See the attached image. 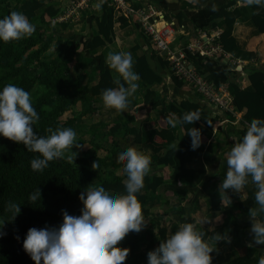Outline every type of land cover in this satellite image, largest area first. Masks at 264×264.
Listing matches in <instances>:
<instances>
[{
    "label": "trees",
    "instance_id": "trees-1",
    "mask_svg": "<svg viewBox=\"0 0 264 264\" xmlns=\"http://www.w3.org/2000/svg\"><path fill=\"white\" fill-rule=\"evenodd\" d=\"M235 0H230L216 14L215 18L223 17L228 29L221 34V42L227 52H231L236 47V39L233 35V27L241 17L242 11L239 8L230 10L235 4ZM44 6L39 0H0V18L9 15L12 11L23 12L33 25L40 21L41 25L35 26L32 36L5 43L0 41V90L8 84L13 83L31 93L33 106L37 110L40 120L33 126L34 132L39 135H49L48 129L53 130L62 127H70L75 130L77 117L68 115V112L82 100L86 95H101L104 89L115 88L114 77L111 69L105 63L102 54L92 56L90 62H85L80 58L69 59L70 50L64 51L63 45L55 48L54 54L50 53L58 33L54 29L47 28L46 22L58 16L59 9L54 5H48L38 14L37 11ZM254 22L261 33H264V7L254 5ZM123 22L126 19L121 17ZM45 24V25H44ZM139 25V24H138ZM98 28L101 35L111 42L115 37V15L108 13L104 7L101 19H98ZM101 35L94 36L87 43V51L95 50L105 44ZM67 40L66 37H61ZM76 39L77 37L74 36ZM137 46V45H136ZM129 46L132 50L137 47ZM188 58L194 62L196 59H206L196 53H188ZM167 66L169 62H164ZM170 66V64H169ZM136 72L150 84L160 82L161 77L153 72L148 64L146 57H141L134 64ZM84 68L90 69L86 83L80 82V73ZM195 69L205 78L214 81L206 76L200 68ZM150 70V72H149ZM152 73V74H151ZM172 73V71H171ZM152 77H151V75ZM99 78L96 84L92 82ZM250 81L254 87L253 91L242 89L237 80L230 82V90L233 95L235 112L244 121L251 123L253 118H264V68L260 66L251 71ZM121 81L123 82L122 78ZM178 85L181 82L176 78ZM217 83V82H216ZM220 83V82H218ZM155 92H148L146 104L151 102L156 108L158 104L153 103L151 97H155ZM171 110L181 118L184 113L199 110L201 119L195 123L184 125L181 129L184 134L181 138L186 141L177 146L169 147L167 134L169 129L166 122L162 121V130L156 131L152 139L144 141L142 133L135 130V141L144 147L150 148L153 152L160 155L155 165L162 166L163 176H147L145 184L153 191H157L169 178L176 191L171 190L167 193L170 197L169 204L172 208L178 207L181 203L180 198L189 193L188 187L184 185H194L204 182L207 172L205 170L188 169L185 167V160L189 156H203L205 152L200 149L192 150L191 137L187 135L190 128L201 129L202 141H206L207 127L202 123L204 112L207 106L196 98H187L181 103H173ZM120 123L111 126L110 134L113 138L118 136L126 137L127 132L121 133ZM247 129L239 132V141L242 140ZM238 141V142H239ZM80 148L73 149L77 153L73 162L66 159L52 161L43 172H36L31 169L30 162L39 154L27 150L23 143L14 142L0 135V219L5 220L0 231V264H35L28 253L23 248V241L30 228H58L63 223V212L69 215L79 216L82 214V201L80 194L92 184H103L114 190L124 192V181L127 178L119 174L124 171V161L119 160V153L124 149L119 140L114 141L111 155L109 157H99L97 152L101 149L97 143H93L94 150L78 154L86 144L83 136H77ZM171 144V143H170ZM164 151L162 154L161 152ZM207 151H213L208 147ZM68 153H66L67 155ZM97 162L99 167L93 168V163ZM116 175L109 179L108 175ZM37 188L41 191V199L36 203L28 202L29 194ZM177 192L178 196L174 197ZM222 197L224 204L222 203ZM138 198L144 206L146 229L140 232H130L123 241L121 247L129 248V255L124 264H148V253L159 247L161 242L169 235V229L165 223L166 215L163 211L160 216L153 215L147 207L148 197L139 195ZM9 201L20 204L21 212L14 220H11V213L6 212L5 208ZM210 212L222 211L223 206L231 204L244 212L249 213V209L255 206L252 199L245 201L230 202L225 193H218L211 197ZM175 216V213L171 211ZM219 219L218 222H221ZM190 222H195L192 219ZM177 230V229H176ZM175 231V230H174ZM244 235V230L236 224L235 229L230 233V238L234 239ZM263 252L258 253L254 247L248 248L246 255L236 257L228 262H216L214 264H257ZM43 264V260L41 261Z\"/></svg>",
    "mask_w": 264,
    "mask_h": 264
},
{
    "label": "crops",
    "instance_id": "crops-1",
    "mask_svg": "<svg viewBox=\"0 0 264 264\" xmlns=\"http://www.w3.org/2000/svg\"><path fill=\"white\" fill-rule=\"evenodd\" d=\"M44 3V6L37 11L41 14L48 5H54L59 9L57 17L50 22H46V27L54 29L58 33L55 39L58 45H63L64 51L70 50L69 59L74 58L85 62H90L92 56L102 54L106 60L109 52H130L133 57L134 64L141 57H146L148 64L157 76L161 77L160 82L150 84L139 75V86L132 97L126 110L116 111L115 109L105 108L102 96L91 94L86 95L68 112V115L77 117L75 131L77 136H83L86 144L89 145L88 151L94 150L93 143H97L101 149L97 152L99 157H109L114 141L119 140L121 145L126 148L129 146H137L151 156V172L148 176L153 180V176H163L164 170L162 166L155 165L159 154L153 152L150 148L144 147L141 143L135 141V130L142 133L144 141L152 139L156 131L162 130V121L166 122L169 129L167 134L169 147L178 146L183 141L181 138L184 130L177 126L171 128L167 123V117L174 115L179 119V116L171 110L173 103H181L187 98L199 99L194 91L189 89L184 84L178 85L176 77L171 73V67L164 63L166 58L160 54L151 39L142 31L134 18H127L121 15L108 0H105L101 9H97L95 4L97 0L90 3L89 8L84 9L75 18L66 21H57L58 17L67 12L73 0H39ZM136 8L148 6L155 12H162L167 20H170L176 26L178 32L172 42V48L180 49L189 41L199 36L200 30L219 29L224 32L228 26L223 17L215 18L220 9L230 0H129ZM235 4L229 8L234 10L241 9L242 15L237 20L233 27V35L236 39V47L231 52H227V59L211 58L196 59L195 66L200 68L206 76L211 77L218 84L227 83L237 80L242 89L253 91L254 87L250 81L249 75L252 70L262 66L264 68V33H261L254 22V5H249L247 0H235ZM15 4V0H12ZM104 7L108 13L115 15V37L111 42L107 41L106 37L101 35L98 28V19L102 18ZM124 17L126 20L121 21ZM36 25H41L40 21ZM34 25V26H36ZM101 35L105 44L99 46L95 50L87 51V43L94 36ZM74 36L77 38L75 39ZM61 37H66L67 40H62ZM54 41V42H55ZM131 45H137L135 50L129 48ZM189 63L194 66V62L189 59ZM113 77L118 76L112 70ZM133 71L135 67L133 65ZM90 69L84 68L80 73V82L86 83L88 80ZM150 72V70H149ZM152 74V73H151ZM150 74V75H151ZM152 77V75H151ZM99 78H96L92 84H96ZM178 84H177V83ZM155 92V97H151L153 103L158 104L156 108L151 102L146 104L148 92ZM202 103V102H201ZM220 116L216 110L207 106L204 112L203 121L207 127V140L202 141L198 148L203 150V156H189L185 160V167L188 169L205 170L207 176L204 182L194 185H184L188 187L189 193L180 198L181 203L178 207L172 208L169 204L171 200L167 193L171 190L176 191L171 180L167 178L164 185L156 192L153 191L147 184L142 189L143 195L148 197L147 207L151 213L157 217L163 211L166 215V226L171 235L176 230L180 223L190 222L195 220V224L208 235L216 233L227 234L233 232L236 224L244 230V235L231 239V242L221 240L217 243L216 250L212 253L213 264L216 262H228L236 257H241L247 254L248 248L254 247L257 252L264 253V245H255L252 234L250 233L251 219L249 213L244 212L231 204L223 206L222 211L210 212L211 197L220 191V185L227 172V156L230 149L236 142L239 141V132L247 129L248 122L244 121L240 116L227 114V121L222 123ZM161 119V120H160ZM211 122V124L208 123ZM120 123V132H127L126 137L113 138L110 134L111 126L115 123ZM221 122V123H220ZM171 143V144H170ZM212 147L213 151L208 152L207 148ZM100 151L103 154H100ZM164 151L161 152V154ZM121 175L125 171L118 172ZM116 175H108L109 179ZM255 186L249 183L243 193H236L232 190H227L226 198L230 202L245 201L252 199L255 203ZM177 197V192L174 197ZM243 196V199H242ZM173 211L175 216L171 213ZM222 219L221 222H218ZM207 223V221H209Z\"/></svg>",
    "mask_w": 264,
    "mask_h": 264
},
{
    "label": "clouds",
    "instance_id": "clouds-1",
    "mask_svg": "<svg viewBox=\"0 0 264 264\" xmlns=\"http://www.w3.org/2000/svg\"><path fill=\"white\" fill-rule=\"evenodd\" d=\"M104 2L97 0L95 7L101 9ZM247 3L264 7V0H247ZM34 32L35 26L23 12L12 11L0 18V41H18ZM105 63L118 76L113 81L117 87L103 90V104L105 108L124 111L139 86V73L133 71L132 54L109 52ZM200 119L199 110H193L179 119L174 115L168 116L167 123L171 128H183ZM39 120L29 91L13 83L0 90V135L23 143L28 151L39 154L30 162L33 171L43 172L50 162L56 160L73 162L77 155L74 147H81L77 142V132L70 127L49 128V135H39L33 129ZM208 123L211 124L210 121ZM187 135L191 137L192 150L198 149L202 144L201 129L190 128ZM118 158L125 162L127 178L124 192L103 184H92L80 194L79 199L84 205L81 215L73 216L64 211L63 223L58 228L33 227L28 230L23 248L35 264H41L42 260L43 264H124L130 249L121 247L120 242L130 232L138 233L147 224L144 206L138 196L143 194L152 160L137 146L124 148ZM98 167L94 162L93 168ZM249 183L256 189L255 206L249 209L250 233L255 245H264V118H253L242 140L230 149L220 191L226 195L227 190L243 193ZM40 199L41 191L37 188L29 194L28 202L33 204ZM5 211L11 213V220H14L21 212L20 204L9 201ZM4 222L0 219V228ZM0 235H3L2 231ZM221 240L231 242L227 234L208 235L197 224L182 222L158 248L148 253V264H213L212 253ZM257 264H264V255Z\"/></svg>",
    "mask_w": 264,
    "mask_h": 264
},
{
    "label": "built area",
    "instance_id": "built-area-1",
    "mask_svg": "<svg viewBox=\"0 0 264 264\" xmlns=\"http://www.w3.org/2000/svg\"><path fill=\"white\" fill-rule=\"evenodd\" d=\"M92 1L73 0L70 9L60 15L57 21L66 22L75 18L81 11L89 8ZM108 1L121 15L136 20L142 31L151 39L156 50L163 54L169 62L172 75L199 95L202 104L221 114L220 121L222 123L227 121V114L237 115L229 85L208 80L189 63L188 53L227 59L228 54L221 42L222 32L219 29L200 30L198 37L191 39L184 47L177 50L172 48L171 44L178 30L172 21L165 18L162 12H155L148 6L136 8L129 0Z\"/></svg>",
    "mask_w": 264,
    "mask_h": 264
},
{
    "label": "rangeland",
    "instance_id": "rangeland-1",
    "mask_svg": "<svg viewBox=\"0 0 264 264\" xmlns=\"http://www.w3.org/2000/svg\"><path fill=\"white\" fill-rule=\"evenodd\" d=\"M13 5H14V3H13ZM57 45H58V43H57V41H55V42L53 43L52 49L50 50V53L54 54V52H55V48H57ZM88 148H89V145H88V144H85L84 147L82 148V150L78 151V154H82L83 151H84V152H87V151H88ZM91 152H92V151H91ZM98 153H99V152H98ZM100 154L102 155L103 152L100 151ZM82 207H84V205H82ZM164 221H165V220H164ZM165 223H166V221H165ZM145 229H146V227H144L141 231H144Z\"/></svg>",
    "mask_w": 264,
    "mask_h": 264
}]
</instances>
